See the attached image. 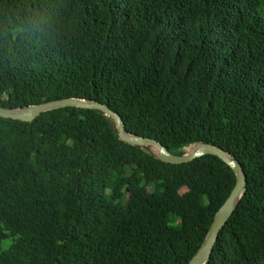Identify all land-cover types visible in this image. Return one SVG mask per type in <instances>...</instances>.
<instances>
[{"label": "trees", "instance_id": "trees-1", "mask_svg": "<svg viewBox=\"0 0 264 264\" xmlns=\"http://www.w3.org/2000/svg\"><path fill=\"white\" fill-rule=\"evenodd\" d=\"M73 98L171 154L239 161L207 264H264V0H0V107ZM235 184L216 156L125 143L99 110L0 117V264H188Z\"/></svg>", "mask_w": 264, "mask_h": 264}, {"label": "water", "instance_id": "water-1", "mask_svg": "<svg viewBox=\"0 0 264 264\" xmlns=\"http://www.w3.org/2000/svg\"><path fill=\"white\" fill-rule=\"evenodd\" d=\"M67 107H77L104 112L108 117H111L116 122L119 137L122 141L132 146H151L157 148V156L164 163L181 165L193 162L194 160L206 155H213L221 159L233 170L236 176L235 187L217 212L203 245L188 263L207 264V262L211 259L220 232L228 223L237 204L247 190V177L242 164L227 153L211 145H198L192 153H187L182 156L171 154L162 143L155 139L129 134L126 131L122 118L113 112L109 107L97 102H87L85 100L73 98L46 102L44 104L32 106L22 110L5 109L0 107V117L31 123L43 113Z\"/></svg>", "mask_w": 264, "mask_h": 264}, {"label": "rangeland", "instance_id": "rangeland-1", "mask_svg": "<svg viewBox=\"0 0 264 264\" xmlns=\"http://www.w3.org/2000/svg\"><path fill=\"white\" fill-rule=\"evenodd\" d=\"M195 148L196 147H192V148H190L189 150H188V152L187 153H192L194 150H195ZM152 151L154 152V153H158V150H157V148H155V147H152ZM115 167L117 168V170L119 171V173L121 174V175H123L124 177L127 175V170H126V168L120 163V162H116L115 163ZM185 190H181L179 193L181 194V193H183ZM7 244H5V246H6Z\"/></svg>", "mask_w": 264, "mask_h": 264}]
</instances>
